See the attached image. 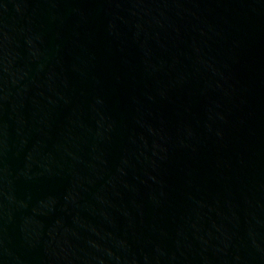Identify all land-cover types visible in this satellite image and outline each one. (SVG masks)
<instances>
[{
  "label": "water",
  "instance_id": "1",
  "mask_svg": "<svg viewBox=\"0 0 264 264\" xmlns=\"http://www.w3.org/2000/svg\"><path fill=\"white\" fill-rule=\"evenodd\" d=\"M0 264H264V0H0Z\"/></svg>",
  "mask_w": 264,
  "mask_h": 264
}]
</instances>
